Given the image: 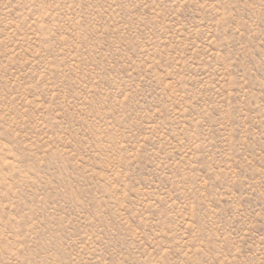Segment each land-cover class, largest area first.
<instances>
[{
  "label": "rangeland",
  "instance_id": "rangeland-1",
  "mask_svg": "<svg viewBox=\"0 0 264 264\" xmlns=\"http://www.w3.org/2000/svg\"><path fill=\"white\" fill-rule=\"evenodd\" d=\"M0 264H264V0H0Z\"/></svg>",
  "mask_w": 264,
  "mask_h": 264
}]
</instances>
